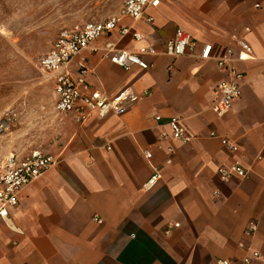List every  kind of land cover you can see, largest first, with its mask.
<instances>
[{
    "label": "crops",
    "instance_id": "crops-1",
    "mask_svg": "<svg viewBox=\"0 0 264 264\" xmlns=\"http://www.w3.org/2000/svg\"><path fill=\"white\" fill-rule=\"evenodd\" d=\"M133 26L142 42L119 40L117 32L101 37L70 70L84 61L90 91L128 88L142 98L122 115L85 123L46 113L55 148L44 154L57 162L22 190L8 220L0 219V264H243L248 249L260 256L250 264H264V0H160ZM178 29L195 47L170 59L163 45ZM237 40L253 59L234 63L241 96L219 119L211 110L224 78L217 60L236 51ZM108 42L125 50L151 45L159 55L148 70L125 71L104 56ZM205 46L208 60L201 59ZM155 116L161 125L181 118L192 143L164 138L168 129ZM236 163L247 176L223 181L218 170ZM153 168L161 179L147 189ZM250 224L257 226L252 235Z\"/></svg>",
    "mask_w": 264,
    "mask_h": 264
},
{
    "label": "built area",
    "instance_id": "built-area-1",
    "mask_svg": "<svg viewBox=\"0 0 264 264\" xmlns=\"http://www.w3.org/2000/svg\"><path fill=\"white\" fill-rule=\"evenodd\" d=\"M159 3L160 0H123L122 7L116 16L109 17L104 21L77 23L59 30L49 50L39 56L35 63L42 80L54 84L56 95L54 109L57 115L71 114L76 121L85 123L92 116L104 119L111 114L122 115L142 98L140 94L128 88L111 95L100 91H90L86 81L88 69L84 61L76 62L75 74L71 73L70 68L82 51L89 49L99 38L112 33L117 32L119 40L128 37L134 44L142 42L144 37L134 28L133 24L142 21L146 10L158 7ZM255 7L259 8L260 6L256 5ZM124 20L130 21L131 24L123 26ZM147 21L150 22L149 19ZM194 47L195 43L190 34L178 29L174 37L164 43L162 55L170 59H177L185 56L187 49L193 51ZM236 49V51L227 49L224 55L217 60V68L224 74V78L214 90L211 110L219 119L230 113L234 102L241 96L243 75L236 70L234 63L253 59L252 49L245 41L237 40ZM210 50V46L203 48L202 60L210 58ZM158 55L156 49L151 45H139L134 50L119 49L115 44L109 42L104 46V56L112 64L125 71H129L134 66L148 70L152 66L151 60ZM15 119L16 112L13 108H8L1 114L0 136L9 131ZM154 120L161 125L163 118L155 116ZM163 125L168 129L167 133L162 134L166 139L181 145L190 144L194 140L179 117L168 118ZM209 137L215 138L216 135L210 133ZM221 144L230 152L236 151V145L233 142L221 139ZM167 152L173 154L174 151L169 147ZM144 158L150 161L151 153L144 152ZM56 162V158L39 150H33L23 158H19L14 153L6 157L0 171L1 220H8L11 211L18 206L22 190L41 177ZM166 162L168 164L171 161L168 159ZM247 174L248 172L238 163L230 168L218 170V175L223 181H229L232 176L244 178ZM160 179L159 171L153 168L146 188H153ZM93 221L100 222L98 218H93ZM174 227H178V225L175 224ZM256 229L255 224H250L247 227V232L252 235ZM248 253V256L242 260L243 264H250L253 259L260 257L258 252L251 249H248ZM218 264L230 263L219 261Z\"/></svg>",
    "mask_w": 264,
    "mask_h": 264
},
{
    "label": "rangeland",
    "instance_id": "rangeland-1",
    "mask_svg": "<svg viewBox=\"0 0 264 264\" xmlns=\"http://www.w3.org/2000/svg\"><path fill=\"white\" fill-rule=\"evenodd\" d=\"M122 4L123 0H0V116L8 108L16 115L24 112L0 136V171L11 153L23 157L32 150L51 153L55 148L49 141L52 129L44 122L56 102L53 83L42 80L36 60L62 28L104 21L117 15Z\"/></svg>",
    "mask_w": 264,
    "mask_h": 264
}]
</instances>
